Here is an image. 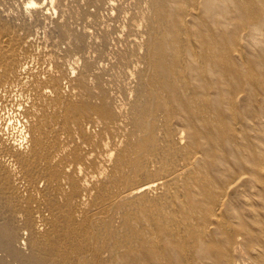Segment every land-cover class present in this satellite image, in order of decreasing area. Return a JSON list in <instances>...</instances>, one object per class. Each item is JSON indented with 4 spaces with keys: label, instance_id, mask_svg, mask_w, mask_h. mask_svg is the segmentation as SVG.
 <instances>
[{
    "label": "bare ground",
    "instance_id": "bare-ground-1",
    "mask_svg": "<svg viewBox=\"0 0 264 264\" xmlns=\"http://www.w3.org/2000/svg\"><path fill=\"white\" fill-rule=\"evenodd\" d=\"M143 4V30L136 25L141 40L136 44L137 68L131 73L134 87L126 104L116 109V101L101 84L96 95V111L125 128L122 154L115 150L105 155L110 164L118 161L99 194V200L116 203L125 233L120 234L115 222L109 223L107 238L101 231L84 237V227L75 225L67 230L63 226L65 237L78 244L68 245L69 250L62 244L54 249L53 242L46 247L39 239L51 235L49 221L56 224L63 219V215L57 217L53 203L46 201L53 205L54 213L39 197V219L35 221L33 215L30 222L24 212L17 216L0 205V264H264V220H260L264 216V180L260 178L264 170V0H144ZM241 31L251 50L245 56L236 48L241 44ZM223 46L231 48L227 55L210 51ZM233 56L243 62L233 67ZM21 60L10 82L24 90L28 77ZM225 61L229 63L224 70L231 92L219 93L223 97L213 104L221 109V102H227L224 126L210 120V76L215 79L210 64ZM248 82H256V87ZM258 97L261 100L255 108ZM18 108L23 136L19 142L25 144L28 125L21 103ZM235 109L241 110L236 113ZM242 111L246 124L253 117L258 125L256 134L252 135L254 129L250 132L252 140L237 148L231 139L236 128L233 123L239 122L237 115L244 117ZM92 124L98 127L100 123ZM217 136L229 138L226 148H210V139ZM11 141L0 137V149H21L22 144ZM170 149L175 152L172 163ZM159 156L167 166H173L170 184L174 191L170 193L169 184L159 191L153 185V175L165 172L156 165ZM201 162L204 166L200 167ZM217 184L220 190L215 193ZM237 192L248 207L240 214L228 200ZM161 200L165 205H160ZM63 213L65 219L70 211ZM96 213L92 212V219ZM115 214L111 221H116ZM15 219L18 227L31 234L28 253L17 243V228L10 223ZM59 257L62 262L56 263Z\"/></svg>",
    "mask_w": 264,
    "mask_h": 264
},
{
    "label": "rangeland",
    "instance_id": "rangeland-1",
    "mask_svg": "<svg viewBox=\"0 0 264 264\" xmlns=\"http://www.w3.org/2000/svg\"><path fill=\"white\" fill-rule=\"evenodd\" d=\"M28 2L36 5L30 6ZM143 3L144 0H55L53 4L51 0H0V137L22 144L21 149H16V145L14 149H0V205L17 216L20 211L24 212L25 219L30 222L33 215L35 221L39 219L37 214L42 209L39 197L44 203H53L57 217L63 215V219L56 224L49 221L48 226L53 229L51 235L44 234L39 238L45 241L46 247L53 242L52 248L62 244L67 250L68 245L78 244L76 239L65 237L61 232L63 226L67 230L75 225L84 227V237L101 231L107 238L108 225L115 222L120 234L125 233L116 203L99 200L102 187L118 161L117 158L115 164L114 161L110 164L105 155L115 150L117 155L122 154L125 128L106 120L96 111L99 107L96 95L101 84L113 96L116 109L126 104L134 87L131 73L137 68L136 44L141 40L136 25L143 30L140 23H143ZM211 30L210 23V36ZM244 37V32H239L241 44L236 48L242 56L251 51L246 47ZM230 49L227 46L211 47L210 51L227 55ZM20 58L25 65L24 76L28 77V86L24 90L10 82L19 70ZM238 60L239 57L233 56V67L243 62ZM217 66L210 64L215 78L211 80L210 76V120L225 126L228 122L227 102H221V109L218 104L215 107L213 104L214 100L223 97L219 93L229 91L232 84L224 70L229 63L221 62ZM251 71L252 68L248 73ZM248 84L255 88L257 83ZM215 91L218 93L213 94ZM260 100L258 97L255 108ZM20 103L29 131L25 144L21 143ZM235 110L237 113L241 109ZM242 116L237 115L239 122L233 123L236 128L231 139L237 148L252 140L250 132L254 129L252 135L256 134L258 125L253 117L246 124L243 111ZM94 122H99V126H93ZM228 139L226 136L210 139V148L215 145L219 149L226 148ZM255 152H251L252 156ZM169 156L172 163L175 152L171 149ZM155 160L165 172L158 175L153 171L154 187L159 191L169 184L168 193L174 191L170 184L172 164L167 166L161 156ZM203 164L201 162L200 167ZM106 169L108 172L103 175ZM260 175L264 180V170ZM219 187L217 184L215 193L219 192ZM238 193L231 194L228 200L240 214L248 207L241 203L245 198ZM163 196H166L165 192ZM252 202L253 199L248 204ZM47 203L45 206L51 210L53 205ZM162 204L165 205L164 200H161ZM67 210L70 214L64 219L63 211ZM96 210L97 215L92 219V212ZM256 210L257 215L262 213L260 208ZM112 214L116 221H111ZM260 220L263 222L264 216ZM222 221L230 224L227 219ZM10 223L17 228V243L20 242V248L23 246L21 251L28 253L30 232L23 226L18 227L16 219ZM176 223L179 224L177 220ZM68 235L72 237V233ZM81 244L84 248L85 242ZM61 262L59 257L56 263Z\"/></svg>",
    "mask_w": 264,
    "mask_h": 264
}]
</instances>
